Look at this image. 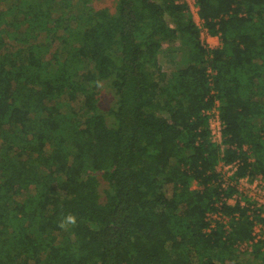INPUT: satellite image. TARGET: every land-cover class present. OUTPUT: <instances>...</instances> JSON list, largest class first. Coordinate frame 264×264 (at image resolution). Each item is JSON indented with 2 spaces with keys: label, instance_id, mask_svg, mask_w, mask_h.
I'll use <instances>...</instances> for the list:
<instances>
[{
  "label": "trees",
  "instance_id": "16d2710c",
  "mask_svg": "<svg viewBox=\"0 0 264 264\" xmlns=\"http://www.w3.org/2000/svg\"><path fill=\"white\" fill-rule=\"evenodd\" d=\"M198 4L222 36L210 51L182 0H0V264H252L246 210L205 231L220 151L203 110L220 98L226 158L264 173V0ZM178 41L186 67L164 54Z\"/></svg>",
  "mask_w": 264,
  "mask_h": 264
},
{
  "label": "built area",
  "instance_id": "2783aa9c",
  "mask_svg": "<svg viewBox=\"0 0 264 264\" xmlns=\"http://www.w3.org/2000/svg\"><path fill=\"white\" fill-rule=\"evenodd\" d=\"M187 5V10L192 14L193 19L200 30V39L208 51L223 44L221 34H213L206 24V20L200 15L198 0H182ZM213 54H207L208 75L211 84L214 85V75L217 70L212 65ZM217 94L216 90L212 91ZM207 117L210 130V139L219 147L220 160L216 165L215 186L218 187L219 194L215 195V208L208 211L206 219L208 226L205 229L211 233L220 227L225 234H229L234 229V223L242 217V210H246L247 216L252 220V236L247 240H239L235 246L244 253H251L257 244L262 245L264 251V173L252 174L249 170L246 174L240 175L239 170L244 161L237 158L228 161L226 158V122L222 117L221 100L215 97L213 105L203 110ZM245 151L249 147L245 146ZM251 154V153H250ZM251 160L255 157L251 155ZM194 187L198 188V182H194ZM239 207V210H231Z\"/></svg>",
  "mask_w": 264,
  "mask_h": 264
},
{
  "label": "rangeland",
  "instance_id": "374dc122",
  "mask_svg": "<svg viewBox=\"0 0 264 264\" xmlns=\"http://www.w3.org/2000/svg\"><path fill=\"white\" fill-rule=\"evenodd\" d=\"M7 3H8V5H11V1H9ZM74 4L75 5H73L72 7L71 6H65L64 4L62 5L61 2L59 1V3L57 4V7H56V11H58L60 13H66L68 17L72 16V15H76L75 17L80 18L79 15L81 13V8L82 7L79 8L77 6V5H79L78 2L74 3ZM100 5L101 6L106 5V2L100 3ZM177 43H180V41H178ZM55 44L58 45V46H61L60 40L57 39ZM168 54L169 53H165V57L166 58L168 57ZM172 61H174V59H172ZM112 101H113L112 94L109 92V90L107 88L103 87L102 88V94H101V104H102L103 108L108 110L110 108V105L112 104ZM66 109L71 110V111L72 110L78 111L79 114H82V116L80 115V118L87 114V111L85 110V108L83 106V103L80 102V101H72V102H70L67 105ZM1 142H2V137H1V134H0V143ZM101 180H102L101 193L103 195V198H105V188L108 187V183L103 178H101ZM172 188H173L172 184L169 185V192L172 191ZM24 194H27V191H25ZM247 258L251 260L252 264H260L258 262V260L254 259L253 255H251V254H248Z\"/></svg>",
  "mask_w": 264,
  "mask_h": 264
},
{
  "label": "crops",
  "instance_id": "0c3cea01",
  "mask_svg": "<svg viewBox=\"0 0 264 264\" xmlns=\"http://www.w3.org/2000/svg\"><path fill=\"white\" fill-rule=\"evenodd\" d=\"M179 44L181 45V43H175V44L174 43L173 44L165 43V45H164V54L165 53H169L170 54V55L168 54V57L166 58V59H168L169 62H174L179 67H186L187 63H185V61H184V53L181 52V51H178V50L174 51V50L170 49L171 45H174L175 48H178L180 46ZM172 59H174V61H172Z\"/></svg>",
  "mask_w": 264,
  "mask_h": 264
},
{
  "label": "clouds",
  "instance_id": "9594fccd",
  "mask_svg": "<svg viewBox=\"0 0 264 264\" xmlns=\"http://www.w3.org/2000/svg\"><path fill=\"white\" fill-rule=\"evenodd\" d=\"M79 223V218L75 213L61 214L58 221V227L64 231L74 229Z\"/></svg>",
  "mask_w": 264,
  "mask_h": 264
}]
</instances>
